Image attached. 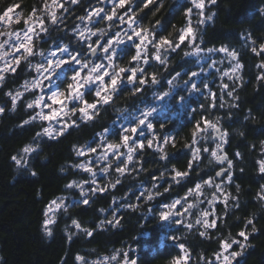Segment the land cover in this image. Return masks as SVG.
<instances>
[{
	"label": "trees",
	"instance_id": "trees-1",
	"mask_svg": "<svg viewBox=\"0 0 264 264\" xmlns=\"http://www.w3.org/2000/svg\"><path fill=\"white\" fill-rule=\"evenodd\" d=\"M43 2L0 0V13L9 5H19L16 9L27 18L33 7ZM96 2L81 0L79 5H72L66 14L67 29L79 24L76 18L85 15V9ZM163 4L164 7L155 14L149 9H143L138 13V18L147 13L144 21L146 26L159 20L167 26L164 35L174 39L185 24L184 10L191 7L190 0H163ZM65 7L69 6L66 4ZM149 7L154 9V5ZM259 8H264V0H217V5L211 8L216 16L205 26L204 47L226 45L239 52L240 62L244 65L241 72L242 86H238L239 82L234 85L227 77L221 79L223 71L230 69L229 61L223 53L212 56L217 64L215 68H209L207 65L211 63L210 60L198 59L196 56L185 57L184 51L190 49L182 47V50L169 57L167 69L150 60L153 66L147 67L146 71L149 79L151 74L156 75L160 81L158 85H146L143 95H134L131 86L125 85L114 104L101 110L94 127L81 126L79 130H70L71 134H65L58 140L36 137V132L41 131L43 126L39 121L22 129L20 125L28 118L31 110L22 107L20 103L15 112L6 110L0 116V264H81V261L76 260L77 256L83 257L88 264L114 254L124 260L125 252L130 259L137 260V264H172L173 260L184 254L179 248L180 244L188 249L186 264H210L222 240L241 239L237 234L245 230L248 219H254L257 231L249 235V246L238 264H264V201L257 199V193L261 185H264V174L259 173L256 163L264 158L261 150V141H264V81L256 79L259 70L255 67L264 61V54L256 56L241 39L250 33L257 45L264 43V14L257 11ZM100 27H105V22ZM50 33L47 42H37V47L45 52L58 38L65 37L64 42H67L70 36V33L66 36L64 30L53 31L51 28ZM149 51L151 56V49ZM132 54L129 52L121 57L118 61L120 65L129 67ZM202 66L204 71L197 83L201 91L190 92L189 85L180 88L164 112L152 120L154 128L145 135L153 139L155 134L153 148L147 147L144 137L140 138L145 147L140 149L137 146L133 162L128 165L129 170L121 175L115 171L117 162H114L111 173L98 179L100 187L105 190L90 194L89 205L80 203L83 198L77 189L65 187L72 180L89 181L86 173L71 167L84 162L83 157L75 155L73 148L90 143L97 146L98 134L105 127L110 130L109 141L119 142L120 138L111 133L120 129L118 124L121 118L130 121L140 109L157 105L155 94L168 90L167 80L176 71L181 73V77L174 83L185 84L190 71L199 72ZM33 76V71L22 63L16 75L10 76L5 87L0 89V106L8 103L4 92L19 88L24 80ZM201 81L208 84V89L203 88ZM224 83L229 88L222 92L221 86ZM233 87L236 88L234 95L239 97L237 100L224 94ZM180 96L185 99L180 101ZM33 98L32 94L24 96L25 101ZM221 103L224 104L223 108L219 107ZM233 103L238 107H229ZM249 110L255 119H245ZM217 117L220 118L219 126L229 133V142L224 145L225 153L234 162L233 181L226 185L225 191L237 197L239 207L232 204L231 198L227 208L222 201H217V227L209 229L207 235L202 237L199 233L204 229L196 225L195 221L200 212L208 208L206 200L191 209L190 215L176 218L183 219V225L161 221L159 213L164 204L186 196L189 189H194L195 183L202 182L201 178L208 179L220 167H227L226 163L221 166L214 160L209 163V153L203 152L204 148H215L212 139L214 133L210 128L207 133H201L206 139L197 137L195 146L201 148L199 161L192 160L191 151L183 152L185 145L192 144L197 122L203 129L208 126V122H215ZM164 137L169 138L167 144L162 143ZM29 143L39 145L38 154H31L26 166H16L11 156L20 153L22 147ZM158 143L167 153V159H160L162 153L155 150ZM236 152H240L241 157H236ZM190 162L191 169L188 167ZM173 169L188 172L189 175L178 177L180 183H174ZM32 172L36 175L33 176ZM117 179L120 181L118 184ZM111 184L116 186L110 187ZM237 184L240 186L239 191L236 189ZM213 191L205 186L204 196L210 198ZM148 194L153 196L151 201L147 199ZM64 196L70 200L68 210L61 211L53 226V235L46 236L41 227L43 212L53 199ZM204 196L200 197L201 200H204ZM188 203L195 204V199L190 198ZM113 216L119 221L118 224ZM212 218L210 216L209 220ZM73 219L81 224V229L72 225ZM101 221L105 222L103 227L99 226ZM189 223L193 224L191 229L186 226ZM84 228L89 229L92 235H86L82 231ZM246 231L251 233V226ZM173 236L176 237L175 243L171 239ZM233 248L239 250L235 245Z\"/></svg>",
	"mask_w": 264,
	"mask_h": 264
},
{
	"label": "snow or ice",
	"instance_id": "snow-or-ice-1",
	"mask_svg": "<svg viewBox=\"0 0 264 264\" xmlns=\"http://www.w3.org/2000/svg\"><path fill=\"white\" fill-rule=\"evenodd\" d=\"M81 0H44L39 6H34L28 17L24 20V27L20 30H10L0 32V89H3L10 76L17 73V69L21 64H25L27 69L34 71L35 75L31 79L24 80L19 88L8 90L4 95L8 98V103L0 106V116H3L7 111L15 112L18 103L22 107L31 110L27 119H24L20 127L23 129L25 126L33 125L34 122L39 120L42 125L47 122V126H42L41 131L36 132V137H48L52 140H58L65 134H71L70 130H79L81 126L88 127L95 126L97 117L100 115L102 109L110 107L114 104L119 95L122 94L125 85L131 86L130 90L134 95H143L146 85L155 87L160 83L155 74L150 75L146 71L147 67H152L151 61L158 62L168 67L169 57L173 53H177L183 48H188L190 51H184V56H196L198 59L203 58L210 60L211 63L207 65L209 68H215L217 61L212 59L214 54L223 53L225 58L229 61L230 69L222 73L221 79L227 77L234 85H243L241 72L244 65L240 62L239 52L236 49H230L226 45L219 47H204L206 44L204 40L205 26L214 20L215 12L211 11L213 6L217 5V0H190L191 7L185 8V24L178 31L174 39H169L164 33L167 31V26L161 24L156 20L151 25L146 26L144 21L147 19V13L138 18V13L143 9H149L155 12L160 11L164 7L163 0H97L96 4H90L85 9V15L78 16L79 24H75L71 29H67L65 20L66 14L72 5H79ZM69 7H65V5ZM154 5V9L150 8ZM19 5H9L5 10L0 13V27L10 25L13 19L11 15L14 8ZM106 7L109 9L106 11ZM118 9L120 10L118 12ZM62 10V11H61ZM259 13L264 14V8L257 10ZM59 12V14H58ZM195 18V22H194ZM21 13H15V20L20 22ZM101 22H105V27H100ZM50 28L53 31L64 30L65 35L70 36L67 42H64L65 37H60L53 42L48 51L45 52L42 48L37 47V42L43 40L47 42L46 38H50ZM250 48V51L256 56L264 54V43L257 45V41L252 38L251 34L242 36ZM151 49V56L150 50ZM132 52L129 61V67H123L118 62L121 57L126 56ZM39 60L33 63L36 58ZM255 67L259 70L256 75L258 81H264V61L256 64ZM204 71L202 66L200 71H190L188 79L184 81L186 85L190 86V92H200L201 88L194 81ZM217 71H220L217 69ZM63 73L65 79L59 84L56 82L59 75ZM181 77L179 71L167 80L169 91L163 92L162 95L155 94L157 99H163L169 96L170 91L176 85L174 81ZM204 89H208V84L201 81ZM227 83L222 84L221 90L228 89ZM236 88L226 91L228 97L237 100L239 97L234 93ZM26 93L33 95V99L24 100ZM86 95H93L94 99L89 102ZM211 95V93H210ZM184 96H180L179 100L183 101ZM58 106V107H57ZM215 106L214 104L212 105ZM219 107L223 108L224 104L221 103ZM229 107H238L235 103ZM47 110V111H46ZM124 111V110H120ZM157 111L155 107H147L140 109V115L135 117V124L132 126H121L119 130L112 135L120 138V143H110L107 141L106 136L109 134V128L105 127L103 131L98 134L100 143L93 146L91 143L86 146L74 147L73 151L77 157H85L96 154V163H105V166L100 168L99 171L108 174L112 169V161H119L115 171L123 175L126 170H129L128 165L133 162L136 147L130 146L138 145L140 149L145 147V144L140 140L144 137L147 140V147L153 148V139H148L145 135L146 131L154 128L151 122V117ZM195 111V110H194ZM73 117H76L73 119ZM255 119L252 116L251 110L245 119ZM54 122V123H53ZM220 118L217 117L215 122H208V126L201 128L197 122L193 132V139L191 145H185L191 151L193 161L201 159V148L196 147L197 137L206 139L207 137L201 133H207L209 128L214 135L212 139L215 141V148L210 150L204 148L203 152L209 153L211 159L209 163L214 160L218 165H227V167H220L219 171H215L214 176H209L208 179L201 178V183H195L194 189H189L187 196L194 197L195 204L188 203L187 197L173 200L170 204H164L166 210L159 213V219L172 224L183 225V219H176L177 217H186L190 215V210L207 201L208 208L200 212L199 218L195 221L196 225H201L204 231L199 233L204 237L207 235L209 229L217 227V220L215 213V205L217 201H222L225 208L228 207L229 199L231 198L232 204L239 207L237 197L231 196L230 193L225 191L227 184L233 181V168L234 162L224 152V145L229 142V133L223 130L220 126ZM244 135L243 132L240 133ZM95 139V138H94ZM168 137H164L162 143L167 144ZM127 149L126 152L121 153V148ZM251 147H255L252 145ZM38 144L29 143L22 147L21 152L12 155L11 160L18 167H24L27 164V159L31 154H38ZM98 148L100 149L98 151ZM155 150L162 153L160 159H167V153L160 144H156ZM262 157H264V141H261ZM22 153V154H21ZM236 157H241L240 152L234 154ZM258 171L264 174V158L256 161ZM71 167L83 170L91 174V184L96 185L97 172L93 167V161L73 164ZM189 169L192 168L191 162ZM173 171H175L173 169ZM242 172L243 169H240ZM35 176L36 173L32 172ZM188 172L175 171V176L172 177L174 183H180L178 177H187ZM163 176V173L161 174ZM216 178H224L220 183L216 182ZM120 181L117 179L116 183ZM88 181L72 180L66 184L67 189H80L83 199L80 201L83 205H89V191L85 190L84 185ZM111 184L110 187H115ZM214 189L211 197L204 196V187ZM156 187V185H153ZM237 191L240 186L236 185ZM105 189L93 187L91 192L95 194L97 191H104ZM167 191V189H165ZM159 195V193H157ZM204 196V200H201ZM147 199L151 201L153 196L147 195ZM257 199L264 201V185H261L260 191L257 193ZM180 206V210L177 209ZM69 205L64 201L63 197L53 199L45 208L43 212V221L41 227L46 236L53 235V226L56 223L55 212L63 209L67 212ZM175 210V211H174ZM103 211V209H101ZM213 217L211 221L209 217ZM113 220L118 224L119 221L113 216ZM72 225L76 229H81V224L73 219ZM104 221L100 222V227L104 226ZM112 223V221H109ZM191 229L193 224L186 225ZM251 226V233L246 229ZM82 231L91 236L92 232L84 228ZM257 231L254 219H248L245 223V230L238 232L237 236L241 239L230 238L224 239L220 242L219 250L215 253L214 260L210 264H238V259L244 254V251L249 246V235ZM71 239V236H69ZM173 243L176 237L171 238ZM237 246L239 250H234L233 246ZM179 248L183 251V257L177 258L172 261V264H182L188 256V249L180 244ZM124 264H137V260L130 259L127 252L123 253ZM115 259V256L112 257ZM76 260L81 261V264H87L83 257L77 256ZM95 264V262H94Z\"/></svg>",
	"mask_w": 264,
	"mask_h": 264
},
{
	"label": "rangeland",
	"instance_id": "rangeland-1",
	"mask_svg": "<svg viewBox=\"0 0 264 264\" xmlns=\"http://www.w3.org/2000/svg\"><path fill=\"white\" fill-rule=\"evenodd\" d=\"M107 10H109L107 7H106V11ZM120 10L118 9V12H119ZM17 12H19L16 8H14L13 9V13L11 14L12 16H13V19H12V22H11V24L10 25H4L3 27H0V32H6V31H10V30H20V29H22L23 27H24V20L26 19L23 15H21V19H20V22L19 23H17L16 22V20H15V13H17ZM20 13V12H19ZM59 13V12H58ZM102 23V22H101ZM100 26V25H99ZM39 60V58L37 57L36 58V60H33L34 62L33 63H35V62H37ZM33 73H34V75H35V72L33 71ZM198 78L199 77H197V78H194V80H195V82L196 83H198ZM65 79V75L63 74V73H61L60 75H59V77L57 78V83L59 84L61 81H63ZM176 86L174 87V88H172V90L170 91V94H169V96H167V97H164L163 99H157L156 98V103H157V105H153V106H151V107H155L156 109H157V111L153 114V116L150 118L151 119V122H152V120L154 119V117L156 116V115H158L159 113H161V112H164V109L167 107V106H169V104H170V101H171V99H172V97L174 96V94H176L177 92H178V90L180 89V88H186V84H178L177 82L176 83H174ZM166 91H169V88H168V90H166ZM26 94H30V93H26ZM159 95H162L163 93H158ZM86 99L89 101V102H91L93 99H94V97H93V95H86ZM58 107V106H57ZM47 111V110H46ZM140 115V112H138V113H136V114H133V116H132V118H131V120L130 121H128L126 118L125 119H122L121 118V122L118 124V126H119V128H121V126L123 125V126H125V127H128V126H132V125H134L135 124V117H137V116H139ZM76 117H73V119H75ZM37 121H39V120H37ZM40 122V121H39ZM41 123V122H40ZM54 123V122H53ZM153 123V122H152ZM43 126H47V122H44L43 123ZM205 127H207V125L205 126ZM149 131H151V130H148V131H146V133L147 132H149ZM109 136H110V132H109V134L106 136V139H107V141L108 142H110L109 141ZM143 137V136H142ZM142 137H140V138H142ZM48 138V137H47ZM50 139V138H49ZM121 141L119 140V142H115V143H120ZM99 143H100V141H99ZM98 143V144H99ZM110 143H113V142H110ZM129 144H130V146H133V147H136L137 148V146L138 145H132V143H131V141L129 142ZM100 149L98 148V151H99ZM121 153H124V152H126L127 151V149H125V148H121L120 150H119ZM134 155V154H133ZM95 156H96V154H92V155H89V156H85V157H83L84 158V162H86V161H88V160H92L93 161V167L95 168V170H96V172H97V176H96V181H97V184L96 185H92L91 184V179H92V177H91V174L90 173H87V172H84L83 170H81L82 172H84V173H86L87 174V176H88V178H89V181H88V183H86L85 185H84V187H85V190H88L89 191V196H90V194H92V192H91V189L93 188V187H97V186H99V188H102V187H100L101 185H100V183H99V181H98V179L99 178H104V177H107V175H109L110 173H111V169H110V171H109V173L108 174H104V173H102V172H100L99 171V169L100 168H102V167H104L105 166V163H107V162H104V163H99V164H97L96 163V160H95ZM109 160L110 161H112V164L114 163V162H117V164L119 163V161H116V160H113V157L110 155L109 156ZM78 170H80V169H78ZM77 189V192L78 193H80L81 194V192H80V189H78V188H76ZM82 196V195H81ZM184 197H187V201L190 199V198H194V197H191V196H184ZM64 198V201H65V203L67 204V205H69V199H68V197L67 196H64L63 197ZM83 198V197H82ZM74 202H76L75 200H74ZM63 209H60V210H57L56 212H55V215H56V221H57V217H58V215L61 213V211H62ZM163 210H166L164 207H163V209H162V211ZM176 210H180V206L179 205H177V209ZM175 211V210H174ZM184 255V254H183ZM113 256H115V259H112V257ZM183 257V256H182ZM240 259V258H239ZM238 259V260H239ZM121 258L119 257V255H117V254H114V255H112L111 257H108V258H103V259H100V260H98V261H94L95 262V264H124V260H121ZM94 262H90V263H88V264H94ZM186 262H187V259L185 260V261H183L182 262V264H186Z\"/></svg>",
	"mask_w": 264,
	"mask_h": 264
},
{
	"label": "water",
	"instance_id": "water-1",
	"mask_svg": "<svg viewBox=\"0 0 264 264\" xmlns=\"http://www.w3.org/2000/svg\"><path fill=\"white\" fill-rule=\"evenodd\" d=\"M187 151H190L188 148H185L183 150V152H187ZM224 152H225V146H224ZM224 179V178H216V182H221V180ZM263 255H264V252H263Z\"/></svg>",
	"mask_w": 264,
	"mask_h": 264
}]
</instances>
